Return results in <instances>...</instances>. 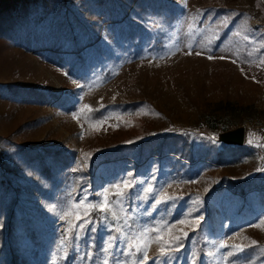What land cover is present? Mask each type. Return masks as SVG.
Here are the masks:
<instances>
[{
    "label": "rangeland",
    "instance_id": "1",
    "mask_svg": "<svg viewBox=\"0 0 264 264\" xmlns=\"http://www.w3.org/2000/svg\"><path fill=\"white\" fill-rule=\"evenodd\" d=\"M158 1L170 9L162 16L150 15L140 21L153 38L161 37L160 48L150 49L147 41L143 53H127L117 30L111 29L110 23H102L100 33L114 57H98L81 75L79 66L71 69L73 59L69 56L63 58L65 65H59V59L31 52L18 42L0 37V136L11 137L19 145L75 151L77 159V164L64 172L68 183L57 190L28 168L20 187L26 214L21 221L30 222L31 230H35L54 219L55 226L47 232H55L59 238L55 248H36L25 229L20 254L27 253L28 257L37 249L38 260L47 255L43 264H103L109 255L101 251L105 237L117 234L106 232L104 223H97L95 233H82L77 240L75 233L66 236L67 222L62 216L85 196L95 203L105 188L131 179L136 181L137 192L152 185L167 203L153 211L149 207L153 199L126 201L133 228L125 231L138 232L155 221L166 220L174 225L163 232L159 241L151 243L146 264H192V253L196 254V264H225L226 254L231 251L220 247L225 242L244 247V251L227 257V264H264V224H260L264 208L258 204L259 197L251 194L246 202L252 211L242 210L243 202L226 198L227 193L234 194L224 182L264 177L260 153L264 148V0ZM127 6L122 0L115 8ZM101 8L91 0H0V17H24L27 25L18 39L32 49L69 50L74 47V35L82 37L83 30L90 37L95 34L92 24L104 19ZM174 15L176 19L171 20ZM6 85L35 89L51 100L62 97V101L49 106L22 103L11 97L15 91L2 88ZM139 102L152 110L121 115L117 108ZM103 107L110 108L107 119L97 126L101 119L91 116ZM241 128L245 130L243 147L253 152L252 160L231 167L206 162L201 175L193 178L188 173L175 175L169 165L150 163L155 155L136 161L137 153L133 152L118 162L122 169L114 172L107 165L114 167L117 159L96 164L106 151L131 148L138 142L170 134L185 135L196 147L205 144L222 148L226 145L222 136ZM3 145L10 146L7 140ZM125 162L131 163L129 168H124ZM83 173L91 181L80 187L77 175ZM51 192L55 199L63 197L61 209L55 199L46 196ZM220 192L224 195L219 196ZM189 212L192 217H203L195 230L190 223H178ZM93 217L99 219L96 213ZM181 229L188 233L182 241L184 248L172 259L161 256V246L182 236ZM89 236L95 237L91 247ZM253 240L257 245L252 244ZM116 245L111 255L128 259L121 255L119 239ZM89 251L91 260L87 258Z\"/></svg>",
    "mask_w": 264,
    "mask_h": 264
},
{
    "label": "trees",
    "instance_id": "2",
    "mask_svg": "<svg viewBox=\"0 0 264 264\" xmlns=\"http://www.w3.org/2000/svg\"><path fill=\"white\" fill-rule=\"evenodd\" d=\"M121 1L91 0L93 4H99L103 7L101 9L104 19L101 23L92 24L95 28V34L92 37L87 35L84 30L82 31V37L77 34L74 35V47L69 50H62V47L58 50L36 47L32 49L30 44L25 43L21 38L18 39L20 32L27 25L24 17L14 18L11 16L8 19L0 17V37L18 42L20 47L30 49L31 52L36 51L42 56L47 54L51 59H59V65H65L63 58L69 56L73 59L71 69L73 70L75 66H79L82 69L79 70V75L83 74L82 72L85 69L90 68L92 64L98 61V57L101 60H112L114 57V52L106 47L104 35L100 33L102 23H110L109 27L117 30L121 43L125 44L123 49L127 53L133 55L143 53L147 41L150 49L160 48L162 45L161 37L153 38L140 20L150 15H164L170 9L165 8L167 4H163L158 0H125L128 4L127 8H115ZM258 4L261 6L260 1H258ZM24 12L26 13L27 11L24 9ZM175 19V15L171 17V20ZM222 36L225 37V35ZM2 88H8L12 92L15 91L16 93L11 97L22 103L49 106L52 103L56 104L62 101V97L59 99V96H57L51 100L35 89L19 88L12 85H6ZM117 108L121 115L152 110L151 107L142 102L118 105ZM109 109V107H103L96 111L91 118L103 119ZM10 138L0 136V219L2 218L0 225V264H43V259H47V255L38 260L37 249L32 250L28 257L27 253L24 255L20 254L21 247H24L21 240L25 237L24 230L26 229L28 230L26 235L29 237L32 246L43 249L55 248L59 235L55 232H47L49 231L47 228L55 226V220L52 219L48 221L47 225L38 227L35 230H31L30 222L21 221L26 216L21 204V195L23 196L22 188H20L21 183L26 181V173L28 168L31 167L41 177H44L47 181L46 183L51 185L53 189L57 190V188L63 187L68 183L67 174L64 172L77 164L76 152H69L52 146L19 145L15 144ZM5 140H7L10 148L3 145ZM136 144L131 148L126 146L114 152L106 151L96 160V164L117 159L119 161H116L117 164L114 167L106 163L109 164L107 165L109 167L108 170H113L114 172L122 169V163L118 162H121L124 156L127 157L133 152L137 153L134 156L136 161L155 155L156 158L153 157L150 163L154 162L160 166L169 165L175 175L180 177L188 173L189 177L193 178L201 175L202 169L207 164L206 162L231 167L248 163L254 156L253 152L243 146L223 145L222 148H219L217 145L207 146L201 144L196 147L190 143L187 136L181 134L156 136L148 141H141ZM129 164L131 163L125 162L124 168H129ZM131 166L136 171L140 170V167ZM77 178L80 187L89 184L91 181L90 177L85 173L77 175ZM224 180L234 194L227 193L226 198L232 199V202L235 200L243 202L242 210L252 211L246 199L253 193H257L259 197L258 204L261 208H264V177L256 176L247 182ZM40 192L44 193V195L46 193L43 190ZM218 195L223 196L224 192H220ZM46 196L55 199L52 192L47 193ZM62 198L55 199L60 209L64 204V201L61 200ZM242 213L244 214L243 211ZM66 250L70 251V247L67 246Z\"/></svg>",
    "mask_w": 264,
    "mask_h": 264
},
{
    "label": "snow or ice",
    "instance_id": "3",
    "mask_svg": "<svg viewBox=\"0 0 264 264\" xmlns=\"http://www.w3.org/2000/svg\"><path fill=\"white\" fill-rule=\"evenodd\" d=\"M212 57H209L211 59ZM264 62V60H262ZM84 87V86H80ZM83 108H89L88 105H84ZM75 117V114H74ZM107 117L97 121V126L102 125ZM254 135V134H253ZM252 140H249L251 143ZM91 154H85L86 157ZM87 161H85L86 166ZM136 181L131 179H125L119 183L113 184L108 188H105L100 193V200L95 203L89 202L87 196L82 198L78 203L70 205L69 210L63 213L62 218L67 222V228L65 229L66 236L71 233H75V238L79 240L81 234L95 233L97 231L94 226L97 223H104L105 230L108 233H116L117 235H108L105 237V245L101 248L103 253L109 254L103 260V264H129V260H132V264H146L148 257V251L153 241H159L161 235L165 230L170 229L174 225H170L166 220L155 221L152 225L142 228L138 232L125 231V229L131 230L133 225L129 223V213L126 210L125 202L132 199H141L145 202L149 199H153V203L149 207L155 211L156 207L161 203H167V200H161L160 196L155 193L154 187L149 185L147 187L136 190ZM170 200L180 199V197H168ZM199 200V198H197ZM199 209H195L198 211ZM93 213L98 214L99 219L93 217ZM191 218V219H189ZM203 217H192V213L189 212L185 219L178 221L180 224L192 225V230H195ZM119 224L120 227L116 225ZM260 224H264V220L260 221ZM93 225V227H88ZM259 226V225H254ZM183 232V230H180ZM188 237L187 232H183V235L175 236L174 238L165 241L160 248V255L166 256L169 259L174 258V253L179 252L184 248L183 240ZM119 239L120 244L123 246L121 255L128 259L121 260L111 255V250L116 247V241ZM90 247L95 243V237L89 236ZM253 245H257L255 240L252 241ZM220 247H227L231 249L226 254L225 264H227V257L233 256L238 252L244 251V247L241 245H229L226 242L222 243ZM135 257V259H132ZM192 264H196V254L192 253ZM87 258L92 259V253H87ZM67 259V255L65 256Z\"/></svg>",
    "mask_w": 264,
    "mask_h": 264
},
{
    "label": "water",
    "instance_id": "4",
    "mask_svg": "<svg viewBox=\"0 0 264 264\" xmlns=\"http://www.w3.org/2000/svg\"><path fill=\"white\" fill-rule=\"evenodd\" d=\"M222 140L226 145L243 146L245 141V130L241 128L228 132L222 136Z\"/></svg>",
    "mask_w": 264,
    "mask_h": 264
},
{
    "label": "built area",
    "instance_id": "5",
    "mask_svg": "<svg viewBox=\"0 0 264 264\" xmlns=\"http://www.w3.org/2000/svg\"><path fill=\"white\" fill-rule=\"evenodd\" d=\"M260 153H261L262 160H263V163H264V148L260 150ZM225 188H227V187L225 186Z\"/></svg>",
    "mask_w": 264,
    "mask_h": 264
}]
</instances>
